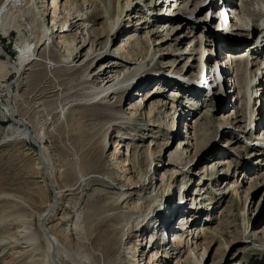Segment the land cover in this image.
<instances>
[{
	"label": "rangeland",
	"instance_id": "1",
	"mask_svg": "<svg viewBox=\"0 0 264 264\" xmlns=\"http://www.w3.org/2000/svg\"><path fill=\"white\" fill-rule=\"evenodd\" d=\"M69 1L71 6L79 11L90 2L96 8L88 22L95 29V36L99 38L96 50H99L102 56L109 54L114 57L118 50L126 51L127 46L131 51L136 52L137 41H132L135 39L141 42L137 54L141 51L145 61L142 64L143 68L141 65L138 70H135L133 76L137 79L132 83L131 90L127 89L126 93H123L120 103L118 100L120 106L116 108V112L96 107L97 99L77 100L76 95L82 93L84 87L82 84L77 85L83 76L82 71H67L63 67L56 70L48 68L46 64L37 63L29 65L31 69H38L35 77H32L30 71L23 72L22 81H16V77L9 76L7 82L13 83L11 87L14 92L12 103L15 106V118L27 122L34 134L44 133V139L39 146H43L44 155L49 162L50 170L53 171L55 188L61 195L58 198V210L55 217H62L63 220L52 229V233L60 237L61 231H66L68 234L66 250L76 264H104L109 260L106 258L108 242L112 241V236L109 235L110 225L117 220L114 215L123 211L124 207L120 205L118 208L113 205L120 192L117 185L124 184V178H128L130 182L136 181L145 173V170H147L145 178L149 179L156 164L157 169L160 170L153 175V182L158 192H153L151 196H148V192L143 191L139 193L140 196L135 194L132 195L130 201L125 200L137 203L136 214L133 217L142 215L145 207L152 203L153 199L156 200L153 208L157 207L155 215H158L161 209L164 210L163 205L169 196L174 195L173 200H175L182 196L181 193L183 197L193 194V198L186 200L187 204H183L188 205V209L193 212L189 213L185 208H180L181 212H177V217L170 218V225L178 224L181 217L187 220L195 210H198L193 220H187V226H192V234L191 236L185 235L184 240L189 241V249H191L192 243L196 241L195 235L193 238L194 231L196 235L201 233L203 240L200 244H204L207 248L202 264H264V237L263 234H259L264 231V156H253V152L257 151L251 150L257 142L255 140L258 138L257 134H260L258 129H264V118L259 128L255 123L258 120L260 109L264 111V98L262 101L256 99L251 108L254 122L250 127L255 123V131L251 129L246 135H240L237 130L232 129V126L219 127V125L230 122L234 112V114H240L242 120L244 118V126L249 129L247 107L244 104V98L240 95L241 84L235 86L236 93L226 98L223 103L214 105L211 100L198 99L200 94L193 96L194 89L189 90L193 83L191 80L196 81V78H200V71L202 73L205 66L204 61L212 54L210 38L215 36L217 43L222 40L218 33L211 30L219 25V14L217 16L211 13V18H206L208 12L204 10L207 8L197 13V8L194 9L195 5L191 2L185 4L186 1L183 6L176 5L180 9L174 11L176 12L174 14L171 8L174 2L168 5L167 0L163 2L162 0H142L138 2L140 5L136 9L129 11L130 15L124 18V25H117L116 29L108 35L107 16L112 18L115 15L118 0ZM249 1V7H251L254 2ZM47 2L49 4L51 0H46V5ZM63 2L64 0H57V5H62ZM119 3L123 5L125 0H119ZM134 5L135 3L131 8ZM155 5L158 6L153 13L150 10H153ZM147 7H150L148 11ZM48 11L50 17L55 15V10ZM189 13L192 16L191 20L199 18L196 20L197 24L204 27L206 31L209 30L210 35L208 34L207 39L203 34V29L199 28L192 34L193 41H196L194 48L190 45L186 47L187 41L178 47L175 45V38L181 33V25L178 26ZM158 15L166 16L165 19L168 22L160 23ZM123 17L124 13L120 19L123 20ZM50 21L51 19H48L44 25L48 29L51 28ZM254 33L257 34V32ZM22 35L24 41L32 37L31 32H24ZM255 37L258 39L257 35ZM107 38L108 43L104 48ZM18 39L19 34L16 31H11L5 37L0 36V48H3L10 58L17 57ZM249 41L247 43L250 45ZM49 42L50 39L47 43ZM57 45L58 43L50 44L55 53L46 57V60L51 63L58 62L62 56L57 52ZM246 46L237 47L233 54H236L238 58H245ZM28 47L33 50L32 40L29 41ZM185 48L189 56H174ZM149 49L153 50L151 57L148 56L150 55ZM42 50L40 48L34 52H37L39 56ZM169 51L172 54H169ZM199 51L203 53L202 58L196 54ZM125 54L129 52L126 51ZM2 60L4 57L0 53V61ZM254 63L257 65V61ZM235 64L232 75H235L237 83V76L241 74L242 65L237 62ZM256 68L254 66L250 71L253 73ZM56 73H59L60 79L49 77ZM7 82L1 81L0 90H3ZM49 89L56 91L52 98L49 96ZM44 90L45 94L42 93ZM171 92L174 95H170ZM130 94L131 98H129ZM43 95L44 97L41 98ZM169 96L172 97L171 101L167 99ZM113 102L115 100H111L109 104L113 105ZM71 105H82L77 111L86 112L88 115L76 113L72 117L68 116ZM96 108L100 110L102 108V112H106H103L106 115L100 117L96 115L94 113ZM149 110L151 112L147 118ZM152 123L158 126L153 127ZM10 125H13V120L8 103L5 102L3 96H0V138L4 129ZM235 137H238L236 139H239V142L232 144L236 140ZM185 138L188 139L190 147L186 146ZM181 148L185 150L184 158L180 153ZM38 151V147L29 140L18 139L0 148L1 193H20L32 204L35 201H37L35 203L45 204L50 200L53 191L44 183L39 182L43 178L37 169ZM150 152L152 161L149 156ZM258 152L263 153L264 151L259 150ZM174 153L178 159L182 160H180L182 164L178 169L173 168V171L181 175H173L168 181V184H173L170 185L172 188L160 195L158 186L163 188L159 183L165 171L163 164L167 162L168 156ZM187 160L189 163L184 166ZM222 161L226 164H220ZM130 171H132L133 178L129 180L130 174L126 173ZM171 174L172 172L167 175ZM179 187H181L180 191ZM66 189L71 191L63 192ZM202 192L203 194L198 197V193ZM45 197L47 199H44ZM181 201H184L183 198ZM196 202L201 206L195 208ZM193 206L194 208L191 209ZM202 209L207 211L201 213ZM184 211H187L188 216L183 214ZM195 222L196 224L192 225ZM75 224L78 228L74 226ZM157 225L158 229L163 227V223H157ZM1 228L4 230H0V237H3L8 229ZM243 231H245L244 234ZM171 236L172 233H169L166 238L160 240L162 249L165 246L168 248L172 240ZM166 241H168L167 245L164 243ZM126 245L123 241L120 247L116 248V252L119 251L118 264H128L125 259ZM139 247L137 245L136 249L142 248ZM188 253L189 251H186L181 260ZM174 262L175 260H172L168 264H174Z\"/></svg>",
	"mask_w": 264,
	"mask_h": 264
},
{
	"label": "bare ground",
	"instance_id": "2",
	"mask_svg": "<svg viewBox=\"0 0 264 264\" xmlns=\"http://www.w3.org/2000/svg\"><path fill=\"white\" fill-rule=\"evenodd\" d=\"M140 1L142 0H135V1L125 0V3L121 5L118 0L116 5V13L112 18L107 16V14L104 12L105 16H107V19L109 20L108 35L116 29L117 25L118 26L121 24L124 25V18L130 15L129 11L136 9V7L140 5L138 3ZM167 1H168V5H170L171 2H174V4L171 7L173 9V12L180 9L176 7V5L183 6V3L186 1L185 4L191 2L195 5L194 9L197 8V13H199L202 9L205 8L209 9L208 11L207 9L204 10L208 12L206 18L207 16L211 18L210 17L211 13L212 15L216 14L217 16L219 14L218 12L219 5L217 4L216 0H202V1L167 0ZM161 2H163V0ZM252 2L254 3L252 4L253 6H251V11L249 9L247 10L244 9L246 10L247 13L246 14L247 17L245 19L242 17H235V20L240 22L239 31H236V33H234L233 36H229V35L224 36L225 38H222L223 34L218 33V36L222 39L220 40V43H217L215 36L213 37L211 35L212 38H210L213 39L215 46H220L222 43L229 42L230 50L227 51L220 48L218 49V53L229 54L230 52V55L232 56L231 58L235 60V63L237 62L240 63V65H242V70L240 71L241 74L237 76L238 82L236 83L234 74H233L234 79L232 81L227 80L228 83L231 81L234 85L232 93L229 94V90H227L224 92V94L220 96L218 95L219 98H216L215 100L216 101L215 104L221 102L223 103V101L226 98L236 93L234 91L236 85L237 86H239L240 84L242 85L240 86L241 88L240 95L241 98H244L245 100L244 104L247 107V111L249 115L247 125L249 129H246L247 127L244 126L245 123L244 118L242 120L241 115L238 113L234 114V112L231 116L230 122H227L225 125H221V124L219 125V127H225L228 125L232 126V129L237 130L240 135H246V133H248L251 129L254 130L255 123H257V128H259L264 118V113H263L264 111L260 109L257 122H255L254 125L250 127L254 122V120H252L251 108L255 104L256 99L257 101H262L264 98V69L260 70L259 63L256 65L254 62L256 60L264 59V57L263 56L261 57L254 53L256 47L254 45L251 46V43L250 45L248 44V48L246 51L247 55H245L246 56L245 58H238L236 57L237 56L236 54H233V52L236 50L237 47H242V45L247 43L246 38H248V36L252 35V33L254 32H257V34L256 33L255 34L259 38L260 40L259 42L261 43L262 41V36L259 37L258 35L259 33H261V31H256V28H258L259 26L261 28L264 27V15H259L258 17L259 23L254 25L255 21H253L254 14L252 11L254 10V6L256 5L259 6L264 2V0H252ZM70 3L71 2L69 0H64L63 4L58 6L57 0H51L49 4L47 2V5H46V0H0V36L5 37L9 35L11 31H16V33L19 34L18 53L16 58L14 59L10 58V56L3 50V48H0V53L4 57V60L0 61V83L1 81L7 82L9 76L16 77V81L18 80L22 81L23 79L22 75L23 72L25 71H30L32 73V77H35L37 75L36 72L38 71V69H33V68L31 69L29 65L37 64V63L46 64L48 65V68H54L56 70L57 68L60 67L65 68L67 71L79 70L82 71L83 76L81 75L82 77L79 79L80 81L77 82V85L82 84V86L84 87L82 90L83 92L76 95L77 100L88 101V100L97 99V101L95 102L96 107H103V110L104 109H108L109 111L115 110L116 112V108L120 106L118 105V100L120 103L123 98V93H126L127 89L131 90L127 86H129L137 79L136 76H133L135 70H138L145 61V59L142 58L141 51L140 53L137 54L138 50L140 49L141 42L140 40H135L132 38L133 39L132 41L134 42L137 41V43L135 44L136 46L135 49H137L136 52L131 51V49H129L127 46L126 47L127 50L126 48L125 50L128 51L129 54H125L126 51L118 50V53L115 54L114 57L110 56L109 54L102 56L99 50H96L97 40L99 38L95 36L94 34L95 29H93L88 22L89 17L91 16L94 9L96 11V8H94L92 4H90L91 3L90 2L87 4L85 3L86 5L84 6V8L79 11L74 9ZM134 3L135 5L131 8L132 4ZM221 3H224L222 14L227 18V22H224L221 25L219 24L218 25L219 30L222 29L229 30L236 26L234 22H231L229 15L227 13V10L230 9L232 12H235L236 7L234 4V0H222ZM143 6H145V4ZM156 6L158 5H155V7H153V10L150 11L154 13V11L156 10ZM247 7L248 6L244 8ZM149 8L150 7H147L146 10L148 11ZM50 9L55 10V15L53 16L51 15V17L48 11ZM166 11H170V10H166ZM173 12L170 13L173 14ZM122 13H124L123 20L120 19ZM174 14H176V12H174ZM186 17L182 19L183 22L179 23L178 27H180L181 25V33L176 36L175 45L180 47L181 45L185 44L184 43L185 41H187L186 47L190 45L191 48H194L196 45L195 43L196 41H193L194 38L192 34L197 29L201 28L203 29V34L208 39L209 30L206 31L204 27H200V24H197L196 20H199V18H195L194 20H191L192 17L191 13H189V15ZM157 18L160 23L168 22V20L165 19L166 16L164 17L158 15ZM48 19H51L50 21L51 28L49 29L48 27L46 28V26H44L46 25V22H48ZM176 19H178V17ZM247 25H249L250 27H247ZM208 28L211 29V27ZM244 29L248 31H245ZM182 30H186V31L182 32ZM211 30L213 31V28ZM243 31L244 33L246 32L247 34H244ZM24 32H31L32 37L30 38V40H32V42L34 43L33 50H30L28 47L30 40L27 39L26 41H24L23 39L24 37L22 35L24 34ZM158 32L160 31L158 30ZM47 38L50 39L49 44L47 43L48 41ZM53 43H58L57 52L61 53L62 56L58 59L59 60L58 62L53 61V63H51L49 60H46V57L48 58V56L55 53L54 51H52L50 46V44L52 45ZM107 43H108V38L105 42L104 48L107 46ZM40 48H42L43 50L42 53L38 56L37 52H34V50L38 51L40 50ZM260 48L261 51L264 50V39L261 43ZM185 50L186 48L184 50H181L179 54L174 56L182 57L183 55H187ZM152 51L153 50L149 49L150 55L148 56L151 57ZM211 52H212V48H211ZM169 54H172V52L169 51ZM196 54L200 55L201 58L203 57V53L201 51L197 52ZM187 56H189V54ZM205 56L206 55L204 54V57ZM211 63H215L216 65H218L221 63V61L216 60L213 54H210L209 57L206 58V60L204 61V65H205L203 68L204 72L202 71L201 73L200 71L201 75L199 74V76L201 77L200 80L201 82L204 83L205 89L203 91H200L199 89L200 87L198 86V84L200 85L198 81L199 77L196 78V81L191 80V82L193 83L189 87V90L191 89L195 90L193 91L195 92L193 96H198L199 94H203L204 97L202 96L201 97L202 99L205 100L208 97V95L205 96V94L209 93L207 91V88L210 85L211 81L209 80L208 72H206L205 69L209 68V73H210ZM235 63L233 67H236ZM143 66L144 65H142L141 67L143 68ZM254 66L255 68L257 66V68L252 73L250 69ZM257 71H259L260 76L256 74ZM49 77L50 78L55 77L56 79H60L59 73H56ZM255 80L258 81L255 83L254 82ZM12 84H13L12 82H7L3 90H0V96H3L5 102L8 103L9 110L11 112V118L13 120V125L6 127L3 131V135L0 138V148L5 144L9 143L10 141L17 139L25 140V141L29 140L34 145H36L39 149L37 154V160H38L37 169H38V173L42 174L41 178L44 179V180L42 179V181L39 182L44 183V185H46L48 188H51L53 192L50 197V200L46 203L44 201L45 204H41V202L35 203L37 201H35L32 204L31 201L27 199V197L25 199L24 198L25 196H22V194L20 195V193L8 194V193L0 192V230L1 231L4 230L1 227L8 229L5 232V236L0 237V264H76L66 250L67 249L66 243L68 240L67 237L68 234L66 233V231L65 230L61 231L60 237H58L57 234L52 233V229L55 228V226L60 221H62L63 218L55 217V213L58 210V198L61 195L60 192H58L55 188V184L53 182V171L50 170L49 162L44 155V149L42 148L43 146L42 147L39 146L40 142H42L44 139V133L34 134L27 122L15 118V106L12 103L13 102L12 97L14 96V92L11 87ZM132 85L133 84H131V88L133 87ZM143 86L141 88H143ZM225 88L228 89L227 86H225ZM42 93L45 94V90ZM49 93H50L49 94L50 98H52L53 96H55L56 91H52L49 89ZM171 93L172 94L170 95H174L173 92ZM131 96L132 95L130 94L129 98H131ZM42 97H44V95L41 96V98ZM171 98L170 96L167 97L168 100H170ZM111 100H115V102H113V105L109 104ZM81 106L82 105H75L70 107L68 116L72 117L76 113L78 115L81 114L88 115L86 112L80 113L77 111V109H79ZM103 112H102V108L101 110L97 108L94 110V113L99 117L101 115H106L104 114L106 112L104 113ZM150 112L151 111L149 110L147 114V118L150 116ZM148 121L152 122V120H148ZM157 126L158 125L153 124V127H157ZM261 129H258L259 131H261L259 134L260 136L257 134L258 138L255 140H257L256 143L260 142L264 144V129L263 130ZM236 138L238 137H235V139ZM185 139L187 142L185 143L186 146L190 147V144L187 141L188 139L187 138ZM238 140L239 139H236L232 144L238 143L239 142ZM251 150L257 151L256 153L253 152V156L256 155L264 156V152L263 153L258 152L259 150L264 151V149L262 148H257L254 146L253 148H251ZM180 153L181 155H183L184 158L185 150L182 149ZM149 154H150L149 156H151V161H152V153L150 152ZM180 160L181 159H178L176 157V154L174 153V155L173 154L169 155L167 162L163 164V167L165 165V171L162 173L161 179H159V183L162 185L163 188L158 186L160 195L163 194L164 191H168L169 188L170 189L172 188L170 185L173 184L171 183L168 184V181L171 180L173 175L175 174L181 175V173L173 171L174 169H178V167L182 164L181 162L182 160L181 161ZM188 163L189 160H187L184 166H186ZM220 164L225 165L226 162L222 161V163ZM159 170L160 169H157L155 164V166L153 167V171L150 175L151 177L149 176V179L145 178L147 173V170H145V173L139 176L136 181L130 182L128 181V178L126 179L124 178L125 180L124 184L117 185L120 192L118 193V197L116 201L113 203V205L118 208H120V205H123L124 207H123V211H120L117 215H114L117 217V220L114 222V224L110 225L109 235L112 236L111 238L112 241L108 240L110 243L108 242L109 247L107 249L106 258H108L109 260H107L104 264H116L118 262L119 251L116 252L117 251L116 248L117 246L120 247L123 241H125V244H127L125 247V251H126L125 259L127 260L128 264H168L171 263L172 260H175L174 264L203 263L205 254L207 252V248L205 247L204 244H200V241L203 240V236H201V233H199V235H196L194 234L196 233V231H194L193 238L196 236L195 237L196 241L192 243L191 249H189V241L186 242V239L184 240L185 235L191 236L192 234L191 231L192 226L191 225L187 226L188 224L187 220L189 218L191 219V217L193 216H196L198 213L196 214L194 212L195 215L192 214V216L188 217L187 220L185 217H181L179 218L180 221L178 222V224L175 223V226L170 225V221H171L170 218H172L175 211L176 213L181 212L179 211L181 210L180 208L182 207L185 208L189 213L193 212L188 209V205L185 206L183 205V204H187L186 200L189 199L187 197H183V193H181L182 195L181 197L179 196V198H175V200H173L174 195L169 196L165 205H163L164 210L161 209L158 215H155L156 214L155 210L157 207L153 208V204L156 203V200L153 199V202L149 203L145 207L144 213H142V215H137L136 217H133L134 214H136L137 203L129 202L131 200L132 195L138 194L140 196L139 193L145 191L148 192V196L149 195L151 196L153 192H158L156 189V184L155 182H153L154 180L153 175L155 174L156 171ZM171 172H172L171 175H167L170 174ZM126 174H130L129 180L133 178L132 171ZM145 181L147 182L145 183ZM178 189L180 191L181 187H179ZM67 191H71V190L66 189L63 192H67ZM202 194L203 192L200 194L198 193V197ZM182 198L184 201H181ZM44 199L47 198L45 197ZM126 199H128L129 201H125ZM200 206L201 205L199 203L197 207L195 206V208H198ZM205 210L206 209L204 210L202 209L201 213H204ZM187 211H184V213L186 214ZM149 214H151L150 217L146 219ZM53 222L56 223L51 226L50 224ZM149 222L151 223V225L148 226L147 224ZM157 223L158 224L163 223V227L161 229H158ZM195 224L196 222L194 224L192 223V225ZM74 226L76 227V224ZM162 230H164L163 232L167 230L169 233H172L171 236L172 240L171 242H169V244L168 241L164 242L165 245L168 244V248H166L167 246L164 245L165 246L164 249H162V246L160 245V240H162V238H166V236H163V232L161 233ZM244 233L245 231H243V234ZM259 234L261 235L263 234L262 236L264 237V231L259 232ZM124 238L125 240H123ZM262 239L263 238H261V240ZM126 240H128V242H126ZM136 242L139 243L136 244ZM137 245L142 248L139 247L140 249L137 250L136 249ZM186 251H189V253L187 254V256L184 257L183 260H181V258L186 253Z\"/></svg>",
	"mask_w": 264,
	"mask_h": 264
},
{
	"label": "trees",
	"instance_id": "3",
	"mask_svg": "<svg viewBox=\"0 0 264 264\" xmlns=\"http://www.w3.org/2000/svg\"><path fill=\"white\" fill-rule=\"evenodd\" d=\"M245 29H247V28H245ZM245 29H244V30H245ZM245 31H248V30H245Z\"/></svg>",
	"mask_w": 264,
	"mask_h": 264
}]
</instances>
